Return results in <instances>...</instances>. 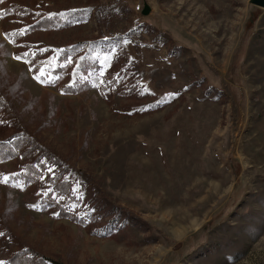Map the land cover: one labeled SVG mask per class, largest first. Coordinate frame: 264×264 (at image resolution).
Wrapping results in <instances>:
<instances>
[{
  "label": "rangeland",
  "instance_id": "rangeland-1",
  "mask_svg": "<svg viewBox=\"0 0 264 264\" xmlns=\"http://www.w3.org/2000/svg\"><path fill=\"white\" fill-rule=\"evenodd\" d=\"M6 2L66 21L44 31L0 18V92L67 172L58 192L0 182V261L264 264V8L249 0ZM98 38L99 71L68 68L57 87L33 79L32 67L55 79L61 52L81 58L82 45ZM13 165L1 164L0 175ZM46 192L77 220L47 205Z\"/></svg>",
  "mask_w": 264,
  "mask_h": 264
},
{
  "label": "trees",
  "instance_id": "trees-1",
  "mask_svg": "<svg viewBox=\"0 0 264 264\" xmlns=\"http://www.w3.org/2000/svg\"><path fill=\"white\" fill-rule=\"evenodd\" d=\"M6 3L7 4H5V0H0V18L9 15L15 21L23 19L28 20L29 22H31L29 26L30 30L49 31L66 24V21H60L56 16H52L49 18H38L33 14L32 11H28L22 6H16L11 2ZM81 15L85 16L86 12L82 11L74 13L75 17ZM5 36L9 37V35H7L6 33ZM103 43V40L98 38V40L93 43H85L84 45H82L86 46L87 49L84 50L86 54L81 58L79 57V53H75V51L72 53V51H70L72 49L61 52L56 61L59 66L53 70L56 78L53 79V82L43 83V85H53L57 87L65 78L64 75L68 71V68L70 71H73L77 68L79 70V76L87 77L92 72L99 71L101 67L96 59L91 56V52L95 51L101 53L102 51L99 50H101ZM33 62L35 64V61ZM31 69L32 75H37L33 71L35 68L33 69L32 67ZM109 72L110 75L115 74L111 71ZM108 79L110 81L111 79H113V77H108ZM61 86L62 87H59V91L62 94L70 93L72 90L69 85ZM10 105V102L7 101L0 92V165L10 161H12L14 164L12 173L8 175L9 179L7 183L3 181V177L5 176L2 175H0V182L9 185L10 187H23L27 185L37 186L40 182H44L46 186L52 187L56 192H58L59 190H65L64 184L66 181L62 176L67 171L63 170L64 166H62V164L60 163L59 157L54 155L50 150L48 151L44 147H41L37 143L32 135L25 128H23L19 118L11 109ZM45 197L47 199L46 204L56 207L61 214L69 215L74 212V210L70 209L68 206L59 207L57 203H54V200L51 198L49 193L47 195L46 192ZM42 201L45 202L44 200ZM71 202H76V200L73 199V201ZM79 202L80 201H77V203ZM87 214L89 215V217H87L88 219L86 218V221H89L91 219L92 213ZM72 217L77 220L78 216L72 214ZM86 221H83L82 223ZM21 256L23 255L20 254L17 257L21 258ZM37 260L39 261V264H60L44 257L37 258ZM2 262L3 264H14L15 261L14 259H6ZM18 263L20 264V262Z\"/></svg>",
  "mask_w": 264,
  "mask_h": 264
},
{
  "label": "snow or ice",
  "instance_id": "snow-or-ice-1",
  "mask_svg": "<svg viewBox=\"0 0 264 264\" xmlns=\"http://www.w3.org/2000/svg\"><path fill=\"white\" fill-rule=\"evenodd\" d=\"M27 56H28V53L27 52L24 53V55H23L24 62L30 64L31 61L26 59ZM21 58L22 57H17V59H21ZM33 71H35V70H33ZM101 75H103V73H101ZM33 79H35L38 83H41V84L45 83L46 79L49 81V83L53 82V78L51 77V75L47 72L46 69H43V68L39 70V75L33 76ZM8 179H9L8 176L3 177V181L5 183H7ZM32 207L35 208L36 206L33 205ZM0 264H3V262L0 261Z\"/></svg>",
  "mask_w": 264,
  "mask_h": 264
},
{
  "label": "water",
  "instance_id": "water-1",
  "mask_svg": "<svg viewBox=\"0 0 264 264\" xmlns=\"http://www.w3.org/2000/svg\"><path fill=\"white\" fill-rule=\"evenodd\" d=\"M249 3L253 6H256L258 8H264V0H249ZM149 8L148 6H144L143 15H148Z\"/></svg>",
  "mask_w": 264,
  "mask_h": 264
}]
</instances>
